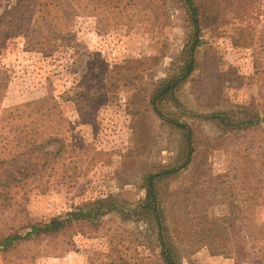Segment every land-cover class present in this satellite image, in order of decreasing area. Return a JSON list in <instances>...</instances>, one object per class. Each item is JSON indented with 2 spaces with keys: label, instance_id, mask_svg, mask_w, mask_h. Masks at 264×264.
I'll return each mask as SVG.
<instances>
[{
  "label": "rangeland",
  "instance_id": "374dc122",
  "mask_svg": "<svg viewBox=\"0 0 264 264\" xmlns=\"http://www.w3.org/2000/svg\"><path fill=\"white\" fill-rule=\"evenodd\" d=\"M13 2L2 0L0 14ZM117 4L110 10L118 22H98L110 13L103 6L96 15L89 10L75 18L61 45L44 53L26 50L24 35L15 31L0 43V66L8 73L0 109L50 92L65 119L66 143L52 161L38 159L28 182L0 185V236L107 195L136 204L145 195L144 174L179 161L180 134L153 112L149 97L154 84L176 69L190 29L187 13L179 0ZM208 4L215 11L203 21L200 66L172 99L158 104L164 115L194 129L193 161L164 184L169 224L177 240L189 242L198 235L205 189H225L227 202L206 206L204 213H226L229 250L188 249L182 264H264V130L220 136L206 120L232 105L264 108V0ZM59 149L57 142L43 148ZM31 164L22 159L0 168V181L18 178ZM144 228L110 213L97 224L77 222L57 237L23 242L0 254V264H116L119 258L159 264Z\"/></svg>",
  "mask_w": 264,
  "mask_h": 264
},
{
  "label": "trees",
  "instance_id": "16d2710c",
  "mask_svg": "<svg viewBox=\"0 0 264 264\" xmlns=\"http://www.w3.org/2000/svg\"><path fill=\"white\" fill-rule=\"evenodd\" d=\"M117 1L14 0L0 14V43L11 31H15L24 35L26 50L44 53L53 45H61L63 34L68 32V28L73 25L75 18L88 13L89 10L96 15L98 14L97 9L103 6V10L110 13L99 17L98 22H104L103 24L107 25L118 22L119 17L112 14L113 11L110 10L116 5L118 6ZM209 1L216 0H206V4L200 0H179L187 13L189 34L179 55L176 69L154 84L149 97L153 112L180 134L181 156L179 161L144 174L142 186L145 195L138 203L132 205L113 195L86 202L63 215L52 217L46 223L29 224L28 229L22 233L10 232L0 236L1 255L12 251L23 242L64 234L77 222L97 224L103 216L115 212L118 213L122 221H131L145 226V241L153 251H156L159 264H182L184 252L202 246L207 247L214 255L225 254L229 250L228 237H226V232L229 229L226 213L220 215L204 213V210L210 206L222 205L227 202L225 189H205L207 194L202 197L201 223L196 226L198 235L187 243H181L173 235L169 224L168 191L164 186L167 180L182 173L193 161L195 154L194 129L186 121L164 115L158 104L164 100L172 99L174 92L200 66L198 54L204 44L203 21L215 11V6L208 4ZM7 80V70L0 66V100ZM64 120L59 105L50 92L35 100L0 109V168H9L22 159L32 161L30 166L22 167L18 178H5L3 182L0 181V185L11 188L10 186L16 185V183L26 182L27 178L31 176L30 171L34 170L38 159L42 158L41 156L46 158L43 160L45 164L66 146L62 135ZM206 120L218 128L220 136L249 129L264 130V108L260 111L256 105L251 103L232 105L211 114L206 117ZM51 142H57L60 145V149L55 153L43 150ZM216 192H220V196L215 194ZM259 198L262 200L261 203H264V192ZM250 210L252 212V208ZM262 235L264 245V231ZM262 255L264 256V251ZM115 263L127 264L120 258Z\"/></svg>",
  "mask_w": 264,
  "mask_h": 264
}]
</instances>
